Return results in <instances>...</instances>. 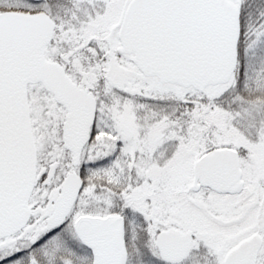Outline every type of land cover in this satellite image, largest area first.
I'll return each instance as SVG.
<instances>
[{
	"label": "snow or ice",
	"instance_id": "1",
	"mask_svg": "<svg viewBox=\"0 0 264 264\" xmlns=\"http://www.w3.org/2000/svg\"><path fill=\"white\" fill-rule=\"evenodd\" d=\"M0 264H264V0H0Z\"/></svg>",
	"mask_w": 264,
	"mask_h": 264
}]
</instances>
